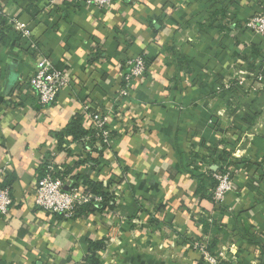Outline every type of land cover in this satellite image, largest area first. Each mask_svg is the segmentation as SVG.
Wrapping results in <instances>:
<instances>
[{"label": "crops", "instance_id": "0c3cea01", "mask_svg": "<svg viewBox=\"0 0 264 264\" xmlns=\"http://www.w3.org/2000/svg\"><path fill=\"white\" fill-rule=\"evenodd\" d=\"M0 9L29 27L37 50L1 17L0 185L12 205L0 215V264H201L193 238L229 263L264 264V37L243 26L264 0H0ZM36 54L70 74L46 106L28 85ZM139 54L146 73L118 99L124 61ZM88 102L112 116L108 145L87 133ZM193 152L231 172L219 206L188 168ZM49 163L110 200L71 218L37 208Z\"/></svg>", "mask_w": 264, "mask_h": 264}, {"label": "built area", "instance_id": "2783aa9c", "mask_svg": "<svg viewBox=\"0 0 264 264\" xmlns=\"http://www.w3.org/2000/svg\"><path fill=\"white\" fill-rule=\"evenodd\" d=\"M85 6L108 7L114 0H80ZM0 17H4L24 41L27 48L36 50V43L32 39L29 27L16 17L5 14L0 9ZM247 32L264 37V12H258L247 18L243 24ZM124 68L117 98L127 97L131 83L134 79L143 76L147 70L146 60L143 54H139L124 61ZM70 83V74L68 71L59 70L53 67L48 57L36 54L32 73L28 79V85L38 103L42 106L54 102L58 92ZM116 99V100H118ZM81 114L88 123L89 129L94 131L95 140L108 145L112 141V130L110 125L111 115L100 109L96 104L84 103ZM190 157L188 168L196 169L201 179L206 182L205 193L214 204L220 205L226 195L233 190V180L231 172L228 169H222L221 164L213 162L211 156L205 154L194 155ZM196 157V158H193ZM59 172L60 166H54L49 163L46 166L45 174L38 178L34 186V204L37 208L52 213L71 218L75 215L78 206L88 203L102 204L103 198L95 194L80 183L72 179H65ZM12 205V198L8 186L0 185V215H6ZM118 232L108 233L107 242L112 244L118 238ZM190 249L196 253L201 264H232L229 263L221 250H210L208 244L201 239L193 238L190 243Z\"/></svg>", "mask_w": 264, "mask_h": 264}, {"label": "trees", "instance_id": "16d2710c", "mask_svg": "<svg viewBox=\"0 0 264 264\" xmlns=\"http://www.w3.org/2000/svg\"><path fill=\"white\" fill-rule=\"evenodd\" d=\"M1 19V17H0ZM124 71H125V68H124ZM80 132V130H78ZM89 135H91V137H93V134H94V131L90 129V131L87 132ZM86 133V134H87ZM94 138V137H93ZM95 139V138H94ZM62 176L63 174L61 172H59ZM64 177V176H63ZM1 186H4V185H1ZM100 186H97L95 185V183H90L89 184V188H87V190L95 193V194H99L102 196L103 198V202H107L109 201L110 197H109V194L107 192H104L101 188H99ZM99 203H88V204H84V205H81V206H78L75 210V213L77 212L78 209H81V208H85V209H92V208H99L98 205ZM98 205V206H97Z\"/></svg>", "mask_w": 264, "mask_h": 264}]
</instances>
